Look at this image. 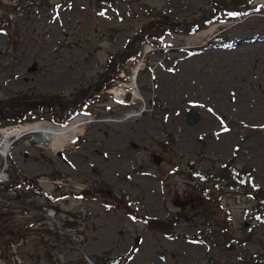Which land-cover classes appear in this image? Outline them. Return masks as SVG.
Segmentation results:
<instances>
[{"label": "rangeland", "instance_id": "374dc122", "mask_svg": "<svg viewBox=\"0 0 264 264\" xmlns=\"http://www.w3.org/2000/svg\"><path fill=\"white\" fill-rule=\"evenodd\" d=\"M18 1L0 0V15L6 13V5ZM210 2L116 0L114 9L102 13L94 8V0H51L49 7L10 15L11 30L0 33V101L18 95L70 97L103 72L108 54L122 48L149 13L188 24L209 10ZM251 6L247 10L241 6L237 21L209 27L199 22L200 29L194 32L188 31L190 23L157 47L146 43L142 62L126 82L110 90L119 102L111 98L99 105L102 112L105 107L110 111L97 120L85 114L74 117L68 125L76 123L79 132L65 146L47 150L30 129L10 146L14 170L38 176L47 194L66 196L53 202L60 211L53 221L45 208L38 213L21 207H45L42 198L27 194L23 203L16 194L17 206L9 205L0 219V264H52L46 254L51 246L54 264H89L85 257L108 251L119 264H238L226 249L218 224L210 240L189 238L204 229L206 207L187 189L185 171L186 167L214 171L234 158L236 169L250 171L245 182L264 190V50L218 52L230 43L253 44L245 41L246 35L251 36L247 40L264 38V0H254ZM14 27L15 48L8 40ZM240 35L245 37L234 38ZM249 78L254 84L240 98L238 79ZM214 82L220 89L205 94L202 87ZM167 134L175 141L173 152L158 145ZM57 176L61 179L55 182ZM101 185H108L114 195H73ZM14 196L4 194L7 200ZM121 196L148 220L180 214L177 236L161 234L128 216L117 202ZM222 205L230 211L233 237L244 243L241 250H260L264 228L254 219L253 200L244 192L228 193ZM216 216L223 218L221 213ZM73 217L77 226L68 230L71 237L51 246L34 233L43 226L63 235L58 220ZM24 225L28 231L22 234L18 227ZM6 227L15 229L13 236L4 231ZM9 237L15 244L5 242ZM129 253L133 254L127 261L120 259Z\"/></svg>", "mask_w": 264, "mask_h": 264}, {"label": "trees", "instance_id": "16d2710c", "mask_svg": "<svg viewBox=\"0 0 264 264\" xmlns=\"http://www.w3.org/2000/svg\"><path fill=\"white\" fill-rule=\"evenodd\" d=\"M138 1V0H133ZM254 0H211V7L209 10L204 11L198 19H193L188 29L189 32L196 31L200 23L203 22L204 27H208L212 24L223 23L226 21H237L240 19L237 14L240 12L241 6L243 8H252ZM28 2V3H26ZM51 0H19L16 5H6L7 11L4 15H0V33H6L11 30L13 21L10 15H17L23 10H27L32 7H49ZM116 0H94V8L97 11L104 13L106 10L114 9ZM229 7L227 8V6ZM54 6V5H53ZM152 10V9H151ZM236 15V16H235ZM200 22V23H199ZM188 23V24H190ZM185 21H178L169 18L162 13H149L147 15L146 22L144 21L140 28L136 30L134 35L129 38L124 46L114 53H110L107 56L104 69L102 73H99L92 79V82L87 87H81L79 90L71 94L70 97H64L60 95L43 96L41 98H33L35 96L18 95L8 99V101H0V127L6 125L19 124L24 122H33L37 120H47L56 126H65L78 114H85L91 116L94 120L101 118L102 116L109 114L107 107L102 112L98 107L111 98L108 90L122 82H126V76H129L132 69L142 62L144 45L146 43L157 47L161 44L167 35L171 33H182L183 27L188 25ZM8 40L13 48L17 46L18 33L17 28L14 27ZM200 29V28H199ZM198 29V30H199ZM145 69V68H144ZM124 74L125 77L120 75ZM175 141L170 134H167L166 141L158 144L164 151L173 152V145ZM42 157L44 155L42 153ZM9 162L8 182L3 185V189L0 192L2 199L4 194L8 192L19 193L21 199L18 202H25V197L32 195L37 198H42L46 208L54 211V216L60 213L59 208L53 205L58 199H62L65 195H49L43 191L39 185L38 176H27L13 169L11 158L8 156ZM48 162V161H47ZM50 163V161L48 162ZM93 171L100 176L101 174L96 170ZM185 176L187 179V189L197 194L202 198V203L206 207V211L203 213L204 229L199 231L197 235L189 237L192 240L206 241L214 235V226L218 224L220 236L225 242V247L228 251L232 252V256L238 261V264H264V245L260 250L250 253H244L241 247H244V243L237 240L232 235L231 229V214L222 205V200L228 193L239 194L244 192L254 202L252 211L254 213V219L258 223V227L264 228V190L256 187H252L245 180L250 178V171L243 167L236 169L234 167V158L230 159L226 164L220 166L218 169L212 171L211 169L203 172H198L195 168L186 167ZM55 182L60 180L61 177H54ZM56 188H60L56 185ZM76 198L84 197H102L111 198L114 193L108 185H101L99 187H87L80 191L78 194H73ZM17 201L16 197H13ZM120 203V207L124 213L136 220L137 222L144 223L148 228L156 230L166 236H177V220L181 218L180 214H174L164 220H148L145 217L139 215L138 211L133 209L131 202H126L125 197L121 196L117 200ZM5 203H0V219L6 213L8 208ZM24 212H42L43 205H30L27 206L21 204ZM217 210V211H212ZM221 213L223 218H218L216 214ZM44 214V213H43ZM57 218V217H56ZM65 220L61 223V229L63 235L59 229L49 230L47 227H41L34 230L36 236L40 238V241L48 246H51L53 242H57L60 238H70V229L76 228L75 220ZM24 225L18 227L20 233L28 231V227ZM33 226V225H32ZM4 231L13 236L15 229L9 227L4 228ZM21 234H19L20 236ZM15 241L10 238L5 242L10 243ZM52 242V244H51ZM80 246V245H78ZM81 247V246H80ZM52 246L46 251L49 256V260L52 264L53 257L51 254ZM129 255L122 256L121 260H128ZM94 264H119V258L111 256V252H103L98 256L90 258ZM82 260V258H81Z\"/></svg>", "mask_w": 264, "mask_h": 264}, {"label": "bare ground", "instance_id": "6f19581e", "mask_svg": "<svg viewBox=\"0 0 264 264\" xmlns=\"http://www.w3.org/2000/svg\"><path fill=\"white\" fill-rule=\"evenodd\" d=\"M214 27L208 29L205 33H203L202 35H206L208 33H210L211 31H213ZM241 37H245L244 35H240V36H235L234 38H241ZM246 37L250 38V35H246ZM245 37V41L249 42V43H253V44H248V45H240L239 47H236V45H234V43H230L224 46L219 45L218 47H220V50H218V52H223L225 50L228 51H234V50H255V49H259V50H264V38H251L248 39ZM263 43V44H260ZM206 55H210V53L208 51L205 52ZM189 62L186 61V65ZM239 81L237 82V88L239 89V97L243 98L245 92L247 91V88L250 86H253L254 82L249 78V79H238ZM240 81L244 82L241 83ZM219 86L221 87V85L219 84ZM216 89H220L217 86V83L214 82L212 85L210 84H205L202 87V90L205 94H210L214 91H216ZM122 92V91H121ZM133 96L136 97L138 96V93L133 92ZM30 132L35 134V138L34 140L38 143H43L47 148V150L49 149H59L63 146H65L68 142L72 141L73 137L79 132L77 129V124L76 123H71L65 127H55L52 125H49L48 123H36L34 125H32L31 127H29ZM26 129V130H29ZM21 131V130H20ZM2 142H4V140H2Z\"/></svg>", "mask_w": 264, "mask_h": 264}, {"label": "built area", "instance_id": "2783aa9c", "mask_svg": "<svg viewBox=\"0 0 264 264\" xmlns=\"http://www.w3.org/2000/svg\"><path fill=\"white\" fill-rule=\"evenodd\" d=\"M0 132H1V138H0V166H1L3 160H5V149L14 141L15 136H17L18 134L19 135L22 134V127H19V126L18 127H7V128L0 130ZM10 138H13V140L9 142L10 144H8V141ZM3 139L5 140L4 142H2ZM6 166L7 165L4 163L2 168H0V189L2 188L3 184L8 179L7 173H6V170H7Z\"/></svg>", "mask_w": 264, "mask_h": 264}, {"label": "water", "instance_id": "95a60500", "mask_svg": "<svg viewBox=\"0 0 264 264\" xmlns=\"http://www.w3.org/2000/svg\"><path fill=\"white\" fill-rule=\"evenodd\" d=\"M33 70H35L34 67H33L32 69H29V71H33ZM85 259H86V261H87L89 264H93V262H92L90 259H88L87 257H85Z\"/></svg>", "mask_w": 264, "mask_h": 264}]
</instances>
